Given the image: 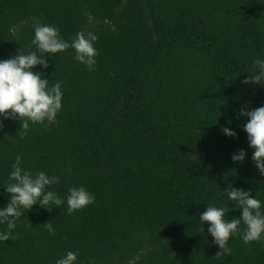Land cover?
Returning <instances> with one entry per match:
<instances>
[{"label":"trees","instance_id":"obj_1","mask_svg":"<svg viewBox=\"0 0 264 264\" xmlns=\"http://www.w3.org/2000/svg\"><path fill=\"white\" fill-rule=\"evenodd\" d=\"M35 22L69 43L96 35L98 54L93 71L71 47L33 69L50 87L61 82L55 123L23 135L19 120L0 117V210L18 155L34 176L58 177L46 190L65 201L25 210L14 239L0 241V264H56L69 251L75 264H264V239L246 245L243 224L232 255L217 257L199 219L208 206L241 217L228 185L250 190L264 213V176L239 115L264 106V86L242 83L264 61V0H0V60L37 51ZM72 187L95 199L69 215Z\"/></svg>","mask_w":264,"mask_h":264},{"label":"clouds","instance_id":"obj_2","mask_svg":"<svg viewBox=\"0 0 264 264\" xmlns=\"http://www.w3.org/2000/svg\"><path fill=\"white\" fill-rule=\"evenodd\" d=\"M33 28L32 44L37 51L23 54L20 50L14 57L0 60V117L5 120H19L20 129L24 130L23 135L27 134L30 123L32 125L44 124L45 121L55 123L62 108L61 82L50 87L49 81L43 78L41 73L33 71L37 65L45 69L49 66L48 60L44 57H51L71 47L75 51V60L85 65L89 71H93L96 65L95 57L98 54L94 47L97 36L92 33L86 35L80 31L69 43L53 26L35 22ZM247 77L242 81L243 84L264 86V61L255 60L251 75ZM239 115L247 118L243 131L247 133L249 146L254 150L252 155L254 165L261 176H264V106L248 111L245 105ZM2 127L3 121L0 120V128ZM222 132L228 137H237V133L227 127L223 128ZM245 156L246 152L240 150L231 158L233 162L242 163ZM20 164L21 157L18 155L11 166L9 183L5 187L11 198L7 206L0 210V224H6L8 229L7 232L0 233V241L14 239L11 233L25 210L29 212L33 206L39 204L51 212L53 205L59 207L65 202L54 191L46 190L51 185L59 184L58 177H49L44 172L34 176ZM222 193L235 202L236 208L241 210V217L225 219V208L208 206L199 218L202 223L209 226L207 231L214 238V244L219 246L217 257L232 255L228 241L232 236L240 234L241 224L244 225L242 239L246 245L264 239V213L261 212V201L253 198L250 190L236 189L232 185H228ZM94 199V196L83 187L69 188L66 198L68 214L82 210L94 203ZM45 227L50 234L55 235V229L50 222L45 223ZM76 260V253L69 251L56 264H75Z\"/></svg>","mask_w":264,"mask_h":264}]
</instances>
